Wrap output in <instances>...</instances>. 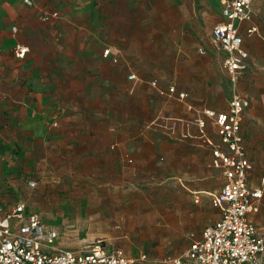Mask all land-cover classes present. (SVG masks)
Masks as SVG:
<instances>
[{
    "label": "crops",
    "instance_id": "crops-1",
    "mask_svg": "<svg viewBox=\"0 0 264 264\" xmlns=\"http://www.w3.org/2000/svg\"><path fill=\"white\" fill-rule=\"evenodd\" d=\"M33 1L34 5L29 6L22 0H0V109L6 112L16 128L35 133L44 141L47 140L43 136L44 130L53 124L55 127H50L48 132H56V158L61 159V154L68 153V158L78 161L77 165L86 171L107 170L100 161L108 159L109 147L114 142L122 151V159L125 152L129 157L133 154L126 145L159 147L160 159L165 160L166 169H170L164 171L165 180L161 186L165 192L163 221L166 236L172 241V248L180 253L167 257L166 262L174 264L173 260L182 256L190 244L202 238L206 227L220 219L212 200L221 190L225 178L221 170L211 166L213 148L200 137L197 121L205 120L207 135L227 151L219 138L215 118L206 116L205 111L226 113L229 102L221 104L210 100L209 90L205 88L204 80L199 82L198 73L196 87L187 88L171 84L174 76L167 71V65L174 70V64H177V60L167 59L174 45L178 47L179 43L180 47L193 49L201 43L207 45L206 41L189 39L185 26L192 17L188 21V13L183 7L179 9L182 20L178 23L155 7L151 11L155 13L153 31L165 33L164 43L149 40L143 46L139 39L127 40L119 30V18L114 12L122 9L108 6L93 9L87 3H76L77 0ZM216 1L221 9L210 23V44L214 26L223 19L221 0L207 2L217 6ZM58 4L60 6L56 7ZM53 13H58V17L49 20L42 17ZM202 13L203 10L199 11ZM194 20L200 21V15L196 14ZM238 25L243 47L249 53L250 68L256 59H264V0H252V19ZM252 27H256L257 32L250 35L248 30ZM170 36L173 39L177 36L176 42L169 39ZM17 45L29 48L25 58L15 56ZM108 49L111 53L106 57L104 53ZM216 51L223 68L224 53ZM150 53L162 56L159 61H154ZM199 53L205 55L206 51L200 47ZM193 56L196 57L194 53L185 55L187 68L196 62ZM248 70L241 78L239 88L241 85L244 89ZM223 71L225 76L224 68ZM131 74L136 79H130ZM172 87L176 90L173 94L170 93ZM181 93L186 95L182 99L179 98ZM243 96L251 106V99L244 93ZM249 108L241 127L244 139H251L255 134L252 121L256 116ZM110 112H115V116ZM111 119H116V125H110ZM247 156L250 161L253 154L247 151ZM250 163L249 184L259 187L262 180L258 182L254 162ZM70 171L77 170L71 168ZM128 172L150 176L157 171ZM1 204L7 209L16 206L0 197ZM258 214L251 215L255 224ZM256 226L264 235V230ZM98 240L102 239L92 241L86 249ZM58 241L59 235L56 243ZM102 241L114 247L107 240ZM183 264L191 262L184 261Z\"/></svg>",
    "mask_w": 264,
    "mask_h": 264
},
{
    "label": "rangeland",
    "instance_id": "rangeland-1",
    "mask_svg": "<svg viewBox=\"0 0 264 264\" xmlns=\"http://www.w3.org/2000/svg\"><path fill=\"white\" fill-rule=\"evenodd\" d=\"M207 1L77 0L76 3L84 2L99 10L107 6L122 9L114 12V16L119 18V30L127 40L139 39L143 46L149 40L164 43L165 33L153 31L155 13L151 11L155 7L159 13L169 14L172 22L177 23L182 20L179 9L185 8L188 21L192 17L185 26L189 39H204L207 45L201 43L193 49L180 47L179 43L178 47L174 45L170 49L172 54L167 57L177 60L174 70L167 65V71L174 76L170 82L177 87L192 88L196 87L199 75V82L204 80V86L209 90L210 100L228 104L231 86L226 74H222L220 55L209 41L210 23L214 15L220 13L221 6L217 1V6ZM201 10L203 13L199 14ZM196 14L200 15L198 22L194 20ZM177 36L169 39L176 42ZM200 47L206 51L205 55L199 53ZM193 53L196 62L187 68L185 55ZM161 56L150 53L154 61H159ZM247 73L244 89L241 85L239 89L251 99L249 110L252 109L256 118L252 121L254 137L245 138L244 145L253 154L249 158L254 162L260 182L264 178V59H256ZM110 114L115 116L116 113ZM109 123L116 125V119ZM52 126L48 125L44 130L43 136L47 138L44 141L35 133L16 128L6 112L0 109V197L11 206L25 204L27 212L37 213L49 229L58 233L60 242L56 246L61 249L80 251L94 240L105 239L115 248L123 249L135 260L134 264H168V256L180 255L170 245L172 241L168 240L164 228L165 192L161 185L165 180L164 171L170 169H166L165 160L160 159L159 147L126 145L133 154L129 157L125 152L122 159V151L114 142L109 147L108 159L100 161L107 170L86 171L77 165L78 161L68 158V153L61 154V159L56 158V132H48ZM150 156L151 160L148 159ZM71 168L77 171H70ZM128 171L157 172L143 176ZM257 217L256 224L264 230V199ZM142 255L146 257L142 258Z\"/></svg>",
    "mask_w": 264,
    "mask_h": 264
},
{
    "label": "built area",
    "instance_id": "built-area-1",
    "mask_svg": "<svg viewBox=\"0 0 264 264\" xmlns=\"http://www.w3.org/2000/svg\"><path fill=\"white\" fill-rule=\"evenodd\" d=\"M22 1L34 5L33 0ZM221 4L223 20L214 26L211 44L224 53L223 68L231 84V98L228 112L217 114L206 110L205 115L215 118L219 138L227 151L207 135L205 120L197 121L200 137L213 148L211 166L221 170L225 178L221 190L213 195L212 200L220 219L206 227L202 238L190 244L182 256L173 260L174 264H183L184 261L191 264H264V235L251 220V215L261 210L264 178L259 187L249 184L252 166L241 127L250 101L239 89L240 80L249 68V53L243 47L238 24L252 19V0H221ZM42 17L49 20L58 17V13ZM256 32V27L248 30L250 35ZM27 52L29 48L21 45L14 50L18 59L25 58ZM110 53L111 49H108L104 55L107 57ZM129 78L136 79V76L131 74ZM175 91V87L170 89L171 94ZM185 96L179 94L181 99ZM57 239L58 233L46 227L37 213L27 212L25 204L11 209L0 205V264L134 263L123 250L108 246L102 240L86 250L74 251L58 248Z\"/></svg>",
    "mask_w": 264,
    "mask_h": 264
}]
</instances>
